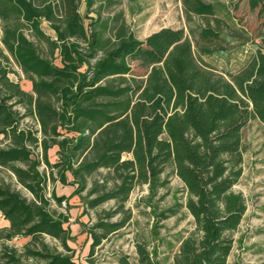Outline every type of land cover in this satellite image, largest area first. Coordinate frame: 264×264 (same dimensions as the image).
Instances as JSON below:
<instances>
[{"label":"trees","instance_id":"1","mask_svg":"<svg viewBox=\"0 0 264 264\" xmlns=\"http://www.w3.org/2000/svg\"><path fill=\"white\" fill-rule=\"evenodd\" d=\"M115 1L0 0V169L33 198L0 184L7 223L0 229V264H81L64 227L73 197L83 204L81 215L115 204L90 226L80 224L84 260L92 264L102 241L129 221L125 203L132 191L146 186L154 195L167 185L160 177L168 167L183 185L193 226L179 234L168 264H227L246 212L243 195L233 190L242 176V130L250 120L264 124V26L249 61L226 79L195 58L219 49L215 4L181 0L186 22L202 23L187 34L164 28L141 41L121 16L101 19L103 5ZM129 57L155 62L137 78ZM12 65L30 91L9 79ZM100 170L105 174L94 178ZM57 183L72 188L70 195H58ZM135 252L136 264H167L157 245L147 250L138 243ZM118 263L129 264L128 258Z\"/></svg>","mask_w":264,"mask_h":264},{"label":"rangeland","instance_id":"2","mask_svg":"<svg viewBox=\"0 0 264 264\" xmlns=\"http://www.w3.org/2000/svg\"><path fill=\"white\" fill-rule=\"evenodd\" d=\"M215 4V18L219 20L217 30L219 38L215 41L219 49L209 56H198L197 62L207 70L221 75L226 79L237 73L251 58L260 44L258 32L264 26V0H202ZM105 4V3H104ZM85 14L84 5L80 8ZM101 19L105 20L119 15L125 21L129 30L138 40H145L148 36L161 29H182L185 34L194 25L202 21L194 18L192 22L185 20L181 0H116L111 5H103L100 11ZM88 17L95 18L93 13ZM211 26H215L213 19L208 18ZM88 19L85 20L87 24ZM42 30L49 36L54 34L46 23H42ZM131 68V76L143 78L154 65V60L148 58L129 57L127 60ZM15 71L9 74V79L19 83L25 91H30V83L25 80L20 70L12 65ZM24 123L34 126L30 119ZM242 142L245 147L243 153L242 176L234 186L235 192H240L246 203V212L236 232L233 233L234 244L227 259V264H264V124L254 119L250 120L242 130ZM5 147L0 137V148ZM53 150L49 151V160L56 161ZM41 172L49 173L44 166ZM105 174L100 170L94 178L100 179ZM161 180L168 183L158 188L150 196L146 186L135 188L125 203L130 219L125 226L108 235L95 250L92 264H119L120 257L126 256L129 264H136V244H145L147 250L158 246L161 262L170 263L172 254L178 248L179 234L193 229L192 219L184 208L185 192L180 180L166 168ZM0 184H7L17 191L27 201H32L31 194L16 183L15 178L5 170L0 169ZM49 183V190L52 188ZM56 192L65 196L70 195L72 188L55 184ZM72 209L69 224L65 225L74 239L71 244L76 249L81 264H89L84 260L87 254L86 235L84 227L90 226L98 218H103L105 212L115 207L114 202L105 203L86 215H81L83 204L76 197L69 200ZM52 210L62 212V207H52ZM173 212V213H172ZM166 219H162L161 214ZM124 215L120 213L110 222L118 221ZM7 226L0 214V229ZM163 241L162 244L160 242ZM46 242L54 245L60 251L57 243L46 238ZM19 246L21 241H15Z\"/></svg>","mask_w":264,"mask_h":264},{"label":"crops","instance_id":"3","mask_svg":"<svg viewBox=\"0 0 264 264\" xmlns=\"http://www.w3.org/2000/svg\"><path fill=\"white\" fill-rule=\"evenodd\" d=\"M53 151H55V150H53ZM56 188V187H55ZM72 192V190L70 191V193ZM58 194V193H57ZM58 195H63V194H58Z\"/></svg>","mask_w":264,"mask_h":264}]
</instances>
